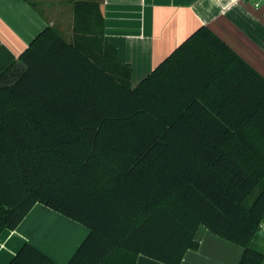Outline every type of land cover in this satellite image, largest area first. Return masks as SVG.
<instances>
[{
    "label": "trees",
    "instance_id": "1",
    "mask_svg": "<svg viewBox=\"0 0 264 264\" xmlns=\"http://www.w3.org/2000/svg\"><path fill=\"white\" fill-rule=\"evenodd\" d=\"M73 10L0 73V234L40 203L90 229L68 264H181L200 226L264 264V77L200 27L133 86L100 6Z\"/></svg>",
    "mask_w": 264,
    "mask_h": 264
},
{
    "label": "crops",
    "instance_id": "2",
    "mask_svg": "<svg viewBox=\"0 0 264 264\" xmlns=\"http://www.w3.org/2000/svg\"><path fill=\"white\" fill-rule=\"evenodd\" d=\"M74 2H96L104 16L105 39L138 85L200 27H207L264 77V0H0V73L17 61L46 27L68 42L74 33ZM90 229L36 204L15 230L0 234V264H9L29 243L57 264H68ZM198 250L181 264H239L243 248L204 226ZM251 248L264 254V235ZM136 264H165L139 255Z\"/></svg>",
    "mask_w": 264,
    "mask_h": 264
},
{
    "label": "built area",
    "instance_id": "3",
    "mask_svg": "<svg viewBox=\"0 0 264 264\" xmlns=\"http://www.w3.org/2000/svg\"><path fill=\"white\" fill-rule=\"evenodd\" d=\"M258 233L264 235V221L260 223Z\"/></svg>",
    "mask_w": 264,
    "mask_h": 264
}]
</instances>
